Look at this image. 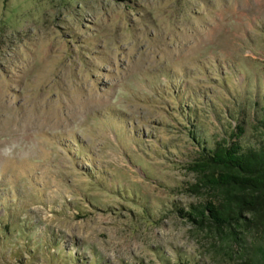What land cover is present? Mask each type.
I'll return each mask as SVG.
<instances>
[{
    "label": "rangeland",
    "instance_id": "1",
    "mask_svg": "<svg viewBox=\"0 0 264 264\" xmlns=\"http://www.w3.org/2000/svg\"><path fill=\"white\" fill-rule=\"evenodd\" d=\"M263 124L264 0H0V264H234L192 163Z\"/></svg>",
    "mask_w": 264,
    "mask_h": 264
},
{
    "label": "trees",
    "instance_id": "2",
    "mask_svg": "<svg viewBox=\"0 0 264 264\" xmlns=\"http://www.w3.org/2000/svg\"><path fill=\"white\" fill-rule=\"evenodd\" d=\"M238 129L230 142L218 141L215 147L205 142L192 163L198 182L220 191L226 201L217 205L208 200L194 207L198 219L193 213L187 215L202 227L209 213L218 230L230 232L242 250L234 264H264V133L242 143L245 129L241 125ZM245 212L250 217L242 221ZM252 232L261 233L258 240L251 241L248 234Z\"/></svg>",
    "mask_w": 264,
    "mask_h": 264
}]
</instances>
